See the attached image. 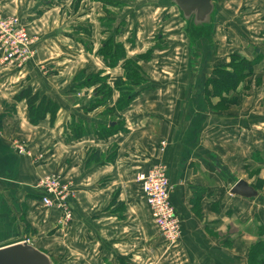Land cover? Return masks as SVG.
<instances>
[{
  "label": "crops",
  "instance_id": "crops-1",
  "mask_svg": "<svg viewBox=\"0 0 264 264\" xmlns=\"http://www.w3.org/2000/svg\"><path fill=\"white\" fill-rule=\"evenodd\" d=\"M0 2L36 38L24 66L0 64V247L26 240L56 264H260L264 0H218L211 50L176 41L185 22L164 0ZM231 55L257 61L216 94L213 69ZM28 88L56 105L52 118L31 121ZM158 164L183 228L174 245L137 181ZM47 173L70 184V221L41 203ZM239 179L263 200L231 193Z\"/></svg>",
  "mask_w": 264,
  "mask_h": 264
},
{
  "label": "built area",
  "instance_id": "built-area-1",
  "mask_svg": "<svg viewBox=\"0 0 264 264\" xmlns=\"http://www.w3.org/2000/svg\"><path fill=\"white\" fill-rule=\"evenodd\" d=\"M35 36L30 34L16 15L5 16L0 2V64L24 66L35 53ZM14 148L20 154H27L24 144L15 141ZM142 197L146 200L152 220L169 245H174L182 235L179 214L170 199L171 185L166 166L158 164L137 175ZM36 187L43 191L41 203L44 207L61 210L64 221L71 220L69 182L61 174L47 173L41 177Z\"/></svg>",
  "mask_w": 264,
  "mask_h": 264
},
{
  "label": "water",
  "instance_id": "water-1",
  "mask_svg": "<svg viewBox=\"0 0 264 264\" xmlns=\"http://www.w3.org/2000/svg\"><path fill=\"white\" fill-rule=\"evenodd\" d=\"M164 1L166 6L177 8L188 29L199 37L206 49L211 50L212 45L210 46L209 43L213 35L218 0ZM230 192L243 198L263 200L259 192L244 179L235 181ZM0 264H56V261L26 240H19L0 247Z\"/></svg>",
  "mask_w": 264,
  "mask_h": 264
},
{
  "label": "trees",
  "instance_id": "trees-1",
  "mask_svg": "<svg viewBox=\"0 0 264 264\" xmlns=\"http://www.w3.org/2000/svg\"><path fill=\"white\" fill-rule=\"evenodd\" d=\"M189 33L194 35L192 30H190ZM256 61L257 58H254V60H249L242 56L239 57L236 55H231V59L228 63L216 65L213 69L215 77H213L209 82L214 93L222 94L223 92L227 93L230 89H235L242 79L246 78L252 73V67ZM127 69L128 70L126 71V74L130 81L133 83H138L141 81L137 71H135L133 68H130V66L127 67ZM19 97L26 100L29 118L33 123L42 119L46 113H50L51 118L54 116L56 105L44 97L39 99V96L33 93L30 88L22 90ZM249 254L264 255V241L257 243L253 249L250 248ZM258 262H260V264H264V259H260Z\"/></svg>",
  "mask_w": 264,
  "mask_h": 264
},
{
  "label": "rangeland",
  "instance_id": "rangeland-1",
  "mask_svg": "<svg viewBox=\"0 0 264 264\" xmlns=\"http://www.w3.org/2000/svg\"><path fill=\"white\" fill-rule=\"evenodd\" d=\"M168 10H172V9H168ZM170 15V14H169ZM174 16H178V15H176L175 13L174 14H172L169 18H172V17H174ZM179 16H181V15H179ZM165 19V18H164ZM182 25V27H180V28H182L183 30H185V32H186V35L188 36V38H186V40H183L184 39V37L185 36H183L182 35V37H177L176 38V41H178V42H181L182 44H184V43H186V44H188L189 42L190 43H194V40H195V38H197L195 35H192V34H190L189 32H190V30L188 29V27H187V25H186V23H182L181 24ZM171 32H173L172 31V29H170V28H168V30H165V33H166V35L168 36V34H171ZM185 41V42H183V41ZM210 41H211V39H210ZM183 49V48H182ZM182 54H183V56L185 55V51H184V49L182 50ZM185 58V57H184ZM181 60H183V58H181ZM177 62H183V61H177ZM256 244H253L252 246H250V248L251 249H253L254 248V246H255Z\"/></svg>",
  "mask_w": 264,
  "mask_h": 264
}]
</instances>
